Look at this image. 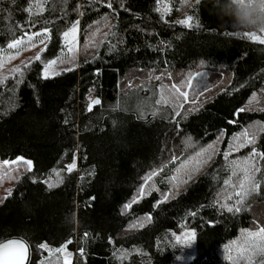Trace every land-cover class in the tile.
Masks as SVG:
<instances>
[{"label":"trees","instance_id":"trees-1","mask_svg":"<svg viewBox=\"0 0 264 264\" xmlns=\"http://www.w3.org/2000/svg\"><path fill=\"white\" fill-rule=\"evenodd\" d=\"M165 2L172 10L162 19L156 0H112L111 8L108 0H48L45 11L32 17L24 11L30 0H0V48L25 31L47 27L51 37L43 44L35 40V47H24L0 67V161L23 157L32 162L30 172L23 164L13 166L19 181L0 182V241L23 239L28 264H55L57 257L50 258L39 245L56 249L69 240L66 250L75 253L71 264H231L225 246L240 240L244 229L264 227V159L259 155L250 163L261 169L256 174L260 188L246 200L247 210L229 213L214 204L226 187L235 191L224 184L239 171L231 161L243 162L253 149L264 153V45L228 35L237 30L229 17L218 14L215 0H190L183 9L181 0ZM186 15L200 27L176 23ZM105 16L91 39L94 22ZM76 21L78 62L71 66L62 33ZM110 25L115 35L101 44ZM45 45L41 59L22 75L11 72ZM50 60L60 66L59 75L45 79ZM162 74V80L154 79ZM182 81L188 98L175 102L182 108L156 104L162 84ZM88 94L100 101L91 111ZM245 130L254 134V143L239 147L243 136L234 138ZM209 146L218 150L212 159L174 188L171 177L187 179L177 171L181 164L192 168L197 153ZM224 152L231 153L227 159ZM153 170L159 174L132 203ZM55 172L63 182L49 189L45 181L54 182ZM125 204L132 206L125 211ZM146 216L152 219L143 228H129ZM185 229L197 230L196 242L173 249L172 233ZM121 251L130 254L119 259Z\"/></svg>","mask_w":264,"mask_h":264},{"label":"snow or ice","instance_id":"snow-or-ice-1","mask_svg":"<svg viewBox=\"0 0 264 264\" xmlns=\"http://www.w3.org/2000/svg\"><path fill=\"white\" fill-rule=\"evenodd\" d=\"M200 0H196V4H199ZM48 3V0H37L35 5H33L32 0H30L29 7L24 9L25 12L28 13L29 17L32 16H38L42 14L45 11V5ZM156 11L161 13V18L168 13L171 12L172 8L169 3L165 2V0H156ZM107 6L109 8L112 7V0H108ZM35 7V11H34ZM191 7L195 8V5H191ZM108 19L107 16L102 17L101 21L94 22L95 31L91 34V39L94 40L98 32L100 31L99 25ZM177 24H181L185 26L186 28H199L200 24L198 20L194 19L193 15H186L184 19H180L176 21ZM21 27V26H17ZM109 32L104 34V39L100 41L101 44H104L107 42L108 38L110 36H114L115 32L112 31V29L115 28V25H110ZM78 32H79V21H76L72 24L71 28L67 31L62 33V36L65 41L64 48L67 50L68 54H73L75 52V46L78 43ZM260 33L264 34V30H262ZM228 35H234V36H241L244 38H247L249 40H252L254 42H258L262 45H264V35H258L254 31H235V32H228ZM49 29L47 27L43 28L39 32H31L25 31L23 36L19 38H14L10 43L7 44L6 48H0V67H3L4 63H6L9 60L15 59L19 54L20 51L24 47H35L34 41L39 39L40 43H44L45 40L50 39ZM47 45H45L44 48L40 49V52H38L34 57H31L29 61L22 62L20 65L16 66L15 68L11 69V72L16 75H22L23 69H26L31 66V63L34 61H38L41 59V54L46 51ZM114 47V46H113ZM9 50H15V54L9 53ZM5 53H8L5 55ZM65 54L62 50V55ZM74 59V56H73ZM57 63L56 60H50L45 64L44 69V78H49V75H59V73L55 71H50ZM201 64L204 63V61L200 62ZM72 69H65V71H71ZM197 75H200L199 73ZM163 74L161 76H155L154 79L159 81L162 80ZM3 80L8 79V77H3ZM183 84V81L181 84L173 83L171 85H161V96L160 99L156 100V104L158 105H164L169 104L173 105L174 107H180L182 108V104L175 103L180 99V97H183L185 100L188 98V93L181 90V85ZM189 87L191 86V77L188 80ZM253 100L256 99V94L253 93ZM99 99L90 100L89 108L88 110L91 111L92 106L99 104ZM252 101H250L251 105ZM247 109H240V112H243ZM155 114V113H153ZM177 116L180 115L179 112L176 113ZM67 122V121H66ZM264 131V128L261 129ZM240 136H243L244 140L243 143L239 144V147H244L245 144H252L254 143L255 136L249 135V131L245 130L241 134H238L237 137L234 139L239 140ZM238 150V148H237ZM215 151L213 150V146H209V149H205L200 153H197V160L195 161V164L192 168H188V164L184 163L181 164L180 169H178V172L183 171L185 175L187 176V179H179L177 176H173L170 178V181L174 182L173 187H179L180 184L187 183V180H190L192 178V175L199 171L205 164H207L215 154ZM231 153L230 152H224L223 155L227 159ZM259 155L261 159H264V153H257L255 149H253L252 153L250 154V157L243 162L233 160L231 161L230 167H234L235 169H238L239 171L234 170L232 178L236 179V183H232V178L229 180H225L224 184L226 186H229L235 191H227V187L225 189V194H218V199L214 201V204L218 205L221 210H226L229 213H239L241 211H246L245 202L248 199L249 195L253 192H258L260 188V184L256 181V174L261 172V169L256 166L255 163H250V161H254L255 157ZM206 156V158H204ZM177 158L173 157V161H175ZM25 165V171H31L32 170V162L30 160H26L23 157H17L14 160H3L0 161V182H3L4 180H11L15 179L19 181L20 177L13 176L12 171L13 166L16 165ZM75 169V162L73 164H70L67 166V171L71 172ZM187 170V171H185ZM239 173H242L240 175ZM159 174L158 170H153L151 173L147 174L143 179L144 183L141 185L139 189V196L135 197L132 201V203L138 202V199L146 194V186L149 185V182L154 179ZM56 180L53 182L51 178L48 181H45L47 184V187L49 189H52L54 187H58L60 183H62V177L59 172H55ZM154 188V185H153ZM8 196L11 195L12 189L7 190ZM8 197L5 196L3 199H7ZM170 198V194L166 193L164 194V199L167 200ZM94 199V198H93ZM228 201H233V203H228ZM132 204H125L124 210L130 209ZM190 215L194 216L196 215L195 212L190 213ZM151 216H146L143 218H140L139 220L135 221L134 223L129 225V228H143L146 223L151 222ZM87 233H85V237H87ZM172 237L174 238V243L171 245L173 249L177 248V246H181V248H191L193 244L197 240V230L195 229H185L181 234L177 235L175 232L172 233ZM71 241H67L65 245H62L59 248L56 249H50L49 246L46 243H41L39 245L40 249H44L49 252V257H57L55 264H60V257L63 258V264H71V253L67 252V244H70ZM138 251V250H137ZM225 259L231 264H235L236 261L240 259H244L246 264H264V227L257 226L256 230H249L244 229L241 233L240 240H234L231 241L228 245L225 246ZM59 254V256H57ZM130 253H126L121 251L119 259L126 258L127 255ZM80 255H84V250L80 249ZM28 256V244L23 239H9L7 241H0V264H24L25 260ZM177 260L183 259V257L177 255ZM189 259H194L193 256H190ZM42 264H45V262H42Z\"/></svg>","mask_w":264,"mask_h":264},{"label":"clouds","instance_id":"clouds-1","mask_svg":"<svg viewBox=\"0 0 264 264\" xmlns=\"http://www.w3.org/2000/svg\"><path fill=\"white\" fill-rule=\"evenodd\" d=\"M190 0H181V8ZM215 8L221 17H229L231 27L237 31L264 30V0H215Z\"/></svg>","mask_w":264,"mask_h":264},{"label":"rangeland","instance_id":"rangeland-1","mask_svg":"<svg viewBox=\"0 0 264 264\" xmlns=\"http://www.w3.org/2000/svg\"><path fill=\"white\" fill-rule=\"evenodd\" d=\"M256 32L258 35H264L260 32H257V31H254ZM79 42V41H78ZM78 43L77 45L75 46V52L73 54H68V64L71 65V66H74V65H77V62H78ZM67 52V50H66ZM73 56H74V59H73ZM47 64V63H46ZM50 71H55V72H59L60 71V66L56 63L55 65H53L52 69ZM51 75V74H50ZM67 252H69L67 250ZM71 253V252H69ZM74 254L75 253H71V262L74 260Z\"/></svg>","mask_w":264,"mask_h":264},{"label":"water","instance_id":"water-1","mask_svg":"<svg viewBox=\"0 0 264 264\" xmlns=\"http://www.w3.org/2000/svg\"><path fill=\"white\" fill-rule=\"evenodd\" d=\"M94 99H98L97 97H95ZM10 239H20V238H10ZM9 240V239H7ZM7 240H4V241H7ZM29 255H30V252H29V247H28V256H27V259L25 260L24 264H28V261H29Z\"/></svg>","mask_w":264,"mask_h":264},{"label":"built area","instance_id":"built-area-1","mask_svg":"<svg viewBox=\"0 0 264 264\" xmlns=\"http://www.w3.org/2000/svg\"><path fill=\"white\" fill-rule=\"evenodd\" d=\"M92 98H93L92 94H88L87 99L90 101L92 100Z\"/></svg>","mask_w":264,"mask_h":264}]
</instances>
